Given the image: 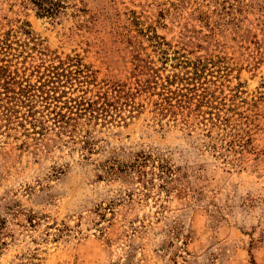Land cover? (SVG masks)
<instances>
[{
  "label": "rangeland",
  "instance_id": "1",
  "mask_svg": "<svg viewBox=\"0 0 264 264\" xmlns=\"http://www.w3.org/2000/svg\"><path fill=\"white\" fill-rule=\"evenodd\" d=\"M65 1L0 0L10 69L78 60L122 118L0 114V264H264V0Z\"/></svg>",
  "mask_w": 264,
  "mask_h": 264
},
{
  "label": "trees",
  "instance_id": "2",
  "mask_svg": "<svg viewBox=\"0 0 264 264\" xmlns=\"http://www.w3.org/2000/svg\"><path fill=\"white\" fill-rule=\"evenodd\" d=\"M31 5L39 17L56 18L65 9V0H22ZM11 44L0 47V114L10 124L28 121L35 133L43 135L50 122L58 134L74 132L81 125H101L121 119L119 86L99 89L92 96L84 89L93 85L91 74L78 60L41 65L35 82L11 70ZM21 55V54H19ZM171 92V91H169ZM77 94V95H76ZM23 110V112H22Z\"/></svg>",
  "mask_w": 264,
  "mask_h": 264
}]
</instances>
